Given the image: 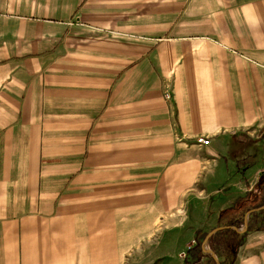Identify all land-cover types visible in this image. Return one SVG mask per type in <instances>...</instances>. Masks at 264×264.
<instances>
[{
  "label": "crops",
  "instance_id": "crops-1",
  "mask_svg": "<svg viewBox=\"0 0 264 264\" xmlns=\"http://www.w3.org/2000/svg\"><path fill=\"white\" fill-rule=\"evenodd\" d=\"M263 173L264 0H0V264H183Z\"/></svg>",
  "mask_w": 264,
  "mask_h": 264
},
{
  "label": "trees",
  "instance_id": "trees-1",
  "mask_svg": "<svg viewBox=\"0 0 264 264\" xmlns=\"http://www.w3.org/2000/svg\"><path fill=\"white\" fill-rule=\"evenodd\" d=\"M262 206H264V173L252 190L239 197L233 206L220 212L217 226L242 228L246 213ZM231 227L218 231L208 241L209 247L216 252L220 264H235L239 249L244 244L247 236L254 231L264 230V209L250 213L247 232L240 233ZM208 232L209 230L204 228L197 231L195 236L197 244L189 250L187 259L183 264H216L211 254L203 252L201 248V243ZM190 255L193 260L190 259Z\"/></svg>",
  "mask_w": 264,
  "mask_h": 264
},
{
  "label": "rangeland",
  "instance_id": "rangeland-1",
  "mask_svg": "<svg viewBox=\"0 0 264 264\" xmlns=\"http://www.w3.org/2000/svg\"><path fill=\"white\" fill-rule=\"evenodd\" d=\"M114 34V33H113ZM200 137H205V136H200ZM199 138V137H198ZM197 138V139H198ZM207 138V137H206ZM209 140V139H208ZM257 211V210H256ZM254 212V211H253ZM252 213V212H251ZM216 223H217V220L216 219H211L210 221H209V225H208V227H211V226H214V225H216ZM207 227V228H208ZM244 227V226H243ZM243 227L242 228H236L235 230H237V231H239V230H242L243 229ZM214 229V228H213ZM212 229H210L209 230V232L211 231ZM240 233H245V232H241V231H239ZM247 232V231H246ZM208 234V233H207ZM257 234V233H256ZM215 235V234H214ZM207 236V235H206ZM255 236V233L254 234H251L250 235V237H251V239L250 240H254L255 241V238L256 237H254ZM259 236H261V234L259 235ZM205 239V238H204ZM247 240H249V238L247 239ZM204 241V240H203ZM203 241H202V243H203ZM209 241V240H208ZM202 243H201V248H202ZM196 244H197V242H196V239L194 238V239H192L191 240V242L185 247V251H182L181 253H180V258L181 259H187V254H188V252H189V250H191V249H193L195 246H196ZM254 245H250L249 244V242L247 243H245L244 244V246L242 247V249L240 250V258H238V260H237V263L236 264H240V262H244V264H257L256 263V260H255V252H256V245H255V243H253ZM206 248H209V249H212V248H210L209 247V244H208V242H207V244H206ZM213 250V249H212ZM214 251V250H213ZM204 252V251H203ZM187 253V254H186ZM207 253V252H206ZM216 253V252H215ZM210 254V253H209ZM217 255V254H216ZM212 256V255H211ZM246 258H248V259H250V260H248L247 261V263H245L246 261H244L243 259H246ZM192 259H193V257H192ZM215 260V259H214ZM216 262V261H215Z\"/></svg>",
  "mask_w": 264,
  "mask_h": 264
},
{
  "label": "water",
  "instance_id": "water-1",
  "mask_svg": "<svg viewBox=\"0 0 264 264\" xmlns=\"http://www.w3.org/2000/svg\"><path fill=\"white\" fill-rule=\"evenodd\" d=\"M260 209H264V206L262 207H259V208H256V209H252L250 211H248L245 215V219H244V227L242 230H239L241 232H246L248 230V217H249V214L253 211H256V210H260ZM227 227H231V226H217L215 227L214 229H212L210 232H208L207 236L205 237L203 243H202V250L204 252H207V253H210L212 255V257L215 259L216 261V264H220L219 262V259L215 253V251H213L212 249H209V248H206V244L208 242V240L215 234L217 233L218 231H221L223 230L224 228H227ZM233 229H236V227L232 226Z\"/></svg>",
  "mask_w": 264,
  "mask_h": 264
},
{
  "label": "built area",
  "instance_id": "built-area-1",
  "mask_svg": "<svg viewBox=\"0 0 264 264\" xmlns=\"http://www.w3.org/2000/svg\"><path fill=\"white\" fill-rule=\"evenodd\" d=\"M167 97L170 98V95L167 94ZM198 140H199V142L202 143V144H209V143H210V141H209L208 138H206V137H201V138H199Z\"/></svg>",
  "mask_w": 264,
  "mask_h": 264
},
{
  "label": "bare ground",
  "instance_id": "bare-ground-1",
  "mask_svg": "<svg viewBox=\"0 0 264 264\" xmlns=\"http://www.w3.org/2000/svg\"><path fill=\"white\" fill-rule=\"evenodd\" d=\"M167 94H168V93H167ZM199 138H201V137H199ZM199 138H198V139H199ZM198 142H199V140H198ZM199 144H202V143L199 142ZM205 145H206V144H205ZM249 215H250V214H249ZM248 218H249V217H248ZM231 228H232V227H231ZM224 229H225V228H224ZM215 234H216V233H215Z\"/></svg>",
  "mask_w": 264,
  "mask_h": 264
}]
</instances>
